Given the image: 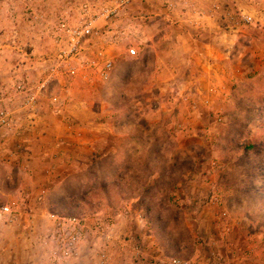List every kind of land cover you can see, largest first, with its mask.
Returning a JSON list of instances; mask_svg holds the SVG:
<instances>
[{"label": "rangeland", "instance_id": "obj_1", "mask_svg": "<svg viewBox=\"0 0 264 264\" xmlns=\"http://www.w3.org/2000/svg\"><path fill=\"white\" fill-rule=\"evenodd\" d=\"M155 2L157 11L165 10L166 2L169 10L178 4ZM220 3L225 8L217 34L226 39L221 43L211 32L191 28L200 24L192 19L202 17L199 4L182 9L188 16L179 31L174 22L173 28L165 27L162 15L148 14V0H132L119 9L123 14L108 21L104 32L109 38L88 39L75 61L58 68V50L45 62L43 98L51 107L80 106L81 116L91 117V136L98 142L89 146L91 152L81 146L73 154L64 142L54 145L58 150L42 143L49 159L37 150L10 159L24 142L15 138L19 130L0 129V208L11 206L18 214L10 225L0 222V264H50L39 244L43 234L54 230L51 216L86 220L91 234L79 264H127L137 255L140 264H154L160 253L209 264H240L245 257L246 264H264V30L243 25L238 13H250L247 2ZM4 4L0 0V8ZM126 13L141 29L140 44L133 42L131 26L121 29ZM61 38L60 50L67 49ZM176 38L182 45L172 43ZM231 46L232 55L227 53ZM129 49L136 55L130 57ZM99 53L111 63L107 80L97 75ZM229 56L230 62L218 60ZM212 62L221 63L225 79L220 85H231L228 95L213 91L218 86H212ZM229 71L237 76L231 79ZM200 73L208 81L196 80ZM57 78H63L64 87ZM18 83L27 85L12 77V89ZM30 168L35 172L25 176ZM57 169L68 174H46ZM236 254L240 258L234 260Z\"/></svg>", "mask_w": 264, "mask_h": 264}, {"label": "crops", "instance_id": "obj_2", "mask_svg": "<svg viewBox=\"0 0 264 264\" xmlns=\"http://www.w3.org/2000/svg\"><path fill=\"white\" fill-rule=\"evenodd\" d=\"M87 1L88 0H31V3H27L26 0H5L3 8H0V15L2 16V18H0V36H2V39H0V98H3L7 95H14L11 79L12 77H15L19 81L25 80L27 83L26 89H30L31 93H35L36 100L38 99V101H36L37 105H35V108H33L32 110L23 111V109L20 108L21 98L17 99V101L15 100V103L12 105L14 110V117L17 120V124L15 125L13 130H11V132L16 133L18 130L20 131L18 132V135L15 138L17 139V142L19 144L24 142V146L22 148L18 147V150L13 153L14 155H11L10 159H13L15 155L17 157L14 159H20V154H30L32 150H37L35 152L41 154L43 159H49V157L47 156L49 155V152L43 149L45 145H43L42 143L50 144L52 145L51 148L53 150H58V148H55L54 145H60L61 142H64L63 144L66 147V151L68 150L73 154L77 153L76 150H74L73 148L77 149L81 146L85 147V151L87 149V151L91 152L89 146L98 142V138H96L97 142H95V138L91 136V117L87 116L85 118L84 116H81V112H83V109L80 108V106H76L75 108V105L71 106L72 104H69L67 102L66 104H62L59 107H51L53 105L50 104V100H48L46 97L43 98L42 96L44 95L45 90L43 94H40L39 97L38 93L36 92L37 87L41 83H43L42 80H45L41 79V77L44 78V72L46 69V65L44 64H48L49 62L47 60L53 58V56L56 55L57 50H59L60 48V45H57L54 41V34L52 33L53 28L60 20H64L65 22H67V24L71 26H78L81 20L80 7L83 3H87ZM104 1H106V4L107 2L109 4L112 3L111 0ZM190 2L194 4H199L197 7L201 9L202 14L201 18H197V16H192L193 20L200 22L198 26L191 27L193 28V31L199 30L200 32H211V34H214L215 38L218 40L219 43L223 42L225 38L221 35L218 36L217 34V32L221 31L219 15L223 12V8H225V6L220 3V0H178V4L175 5V8L169 10L166 7L163 11H157L155 0H148L149 7L147 8V13H150V15H153V17L162 15L161 21H165V27L170 29L173 28L174 22V26H176L174 28H178L180 31L186 28L184 18L187 17L188 14L186 12L185 14L183 13L186 10L188 3ZM217 3H219V6L217 5ZM18 4L22 6L19 8ZM182 9H184V11ZM22 11H24V14H22L23 17H20L19 15H21L20 12ZM25 11L28 13L26 14ZM121 11L118 10L117 13H120ZM122 12H124V10ZM130 17L131 16H129L128 13L125 14L123 19V26H121V29L125 27L127 28V26H131L130 28L135 37L133 39V42L140 44V37L138 36L141 33V29L138 28V26L136 25V19L131 17L130 23H124ZM107 24L108 22L104 23L103 21H98L95 26L99 27L100 30L103 28L104 31L105 28H107ZM150 27L154 28V25ZM155 30L156 29L154 28L153 31ZM234 36L235 35H232L231 38H234ZM105 37L109 38L110 35L106 34L105 36H103V38L105 39ZM15 38L16 41H14ZM146 38L147 40H149V37ZM171 41L172 43L174 42V44L182 45L179 43V38L174 39V41L172 39ZM13 44H16L17 47H12L11 45ZM245 47L246 46L243 45V48ZM142 51H146V53H149L146 49H143ZM231 51L232 46L227 48V53H231ZM18 53H20V55H18ZM230 56L227 58H219L218 60L222 61V59H225L224 63H227L230 62ZM234 60L237 62H235L236 64H240V59L238 57H234ZM243 60L245 61V58ZM17 61L18 64L15 65L17 69H15L14 64ZM210 64L212 66L211 70L213 71V73L211 72V77L213 79L212 86H218L217 89H219L218 92L216 88L213 89V91L217 93L215 95L219 96L220 94L223 95L224 93L228 95V92L231 90V85L229 87L220 85L221 79H225V77L223 76L220 77V74L223 75V71H220L222 68L221 63L212 62ZM44 67L45 69L41 70V68ZM229 72L231 74L229 75L231 79L233 78V75L237 76L235 72ZM202 74L203 73H200V75L198 74L196 76V80L204 81L205 83L208 80L206 79V76ZM61 79L63 78H57V81L59 82L58 86L64 87L65 85L63 84V80ZM167 79L170 80L171 77H167ZM240 79H242V76ZM53 84V81H51L47 85L48 95L52 94L53 87L50 90L49 88ZM70 86L72 87V85ZM156 88H160V86ZM71 90H73V92L75 93L76 90L74 88V84ZM161 90L170 91V88L161 86ZM185 90H189L190 92L191 87L186 85ZM222 91H224V93ZM194 92L198 93V90L195 88ZM59 93L61 94L60 90ZM25 142L27 144V149L25 148ZM99 142L101 143L102 141ZM34 146L36 148H34ZM107 147L108 146H105L103 150L105 149L106 151ZM21 149L24 150V153L20 151ZM7 158L8 157L6 156L4 157V159ZM2 159V156H0L1 161ZM4 164L6 165L5 162ZM28 164L30 166L31 161L27 163V166ZM34 172L35 170L30 168L28 170V173L25 174V176L31 175ZM50 173L55 174V176L61 174H68L67 170H64V172H62L61 169H57V172H46V174ZM20 188H22V186H20L19 188L15 187V189H13V192H16ZM24 190H26V187L24 188ZM234 223L236 226L237 223L235 221L233 222V224ZM135 253L136 255L140 254V249L136 247ZM135 253L133 254V256H135ZM239 256L240 255L237 256V254L233 256L234 260L240 258ZM253 258L254 256L249 257L248 261H253ZM136 259L142 261L141 257H138L137 255L135 258H130L127 264H140ZM244 259L241 260V262L239 263H248L246 257ZM142 264L150 263L143 262ZM253 264H255V262H253Z\"/></svg>", "mask_w": 264, "mask_h": 264}, {"label": "built area", "instance_id": "obj_3", "mask_svg": "<svg viewBox=\"0 0 264 264\" xmlns=\"http://www.w3.org/2000/svg\"><path fill=\"white\" fill-rule=\"evenodd\" d=\"M89 1V2H88ZM80 7L81 20L78 26H71L67 24L64 20L58 21V23L53 28L56 36L55 42L60 45L64 38H66L67 49L59 48L56 60L58 61L57 68L61 66V63L67 64V61L77 59V57L83 53V46L86 44L88 39L100 37V39L105 36L103 28L100 30L99 27L95 26L98 21H103L104 23L111 20L117 14V11L124 5L129 4L132 0H113L109 4L104 0H88ZM223 1V0H222ZM233 1V0H232ZM240 1V0H239ZM247 2L250 7H252L250 13L239 12L238 15L243 25L248 28H253L258 33L264 30V0H241ZM167 8L172 6L166 2ZM247 5V7H249ZM235 30V29H232ZM65 40V39H64ZM264 45V38L261 40ZM128 55L133 57L136 55L134 49L128 50ZM79 59V58H78ZM102 65L97 69L98 76L102 80H107L109 72L111 70V63L108 60H103L101 53H99V60ZM60 63V64H59ZM97 62L92 61V65ZM54 73V70L51 71ZM72 74L71 70H67L66 74ZM68 75V74H67ZM46 84H40L36 92L38 96L44 92ZM13 96H4L0 98V129L11 131L17 124V120L14 117V110L12 105L15 100L20 99L21 109L23 111L32 110L37 105V100L35 93H31L30 89H26L22 83H18L13 86ZM56 98L51 99V103H56ZM213 200V199H212ZM18 214L11 206H4L0 208V222L12 224L17 220ZM221 218L226 217L225 213H220ZM51 219L56 223L54 230H51L43 234L39 248L44 252L46 259L50 264H79V258L81 253V248L84 247L86 237L89 238L91 234V229L85 226L86 220L75 219V218H61L58 216H51ZM90 226V225H89ZM101 227L95 225V230ZM98 233V232H97ZM109 237L106 236V239ZM85 251H90L89 243L86 242ZM86 251V252H87ZM154 264H209L202 260H182L173 256H164L160 253L156 259H153ZM217 264H227L224 261H220Z\"/></svg>", "mask_w": 264, "mask_h": 264}]
</instances>
